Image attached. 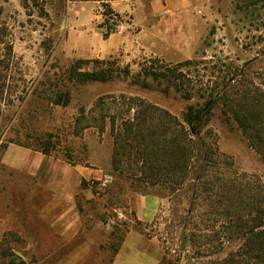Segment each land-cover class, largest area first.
Listing matches in <instances>:
<instances>
[{"label":"rangeland","instance_id":"1","mask_svg":"<svg viewBox=\"0 0 264 264\" xmlns=\"http://www.w3.org/2000/svg\"><path fill=\"white\" fill-rule=\"evenodd\" d=\"M102 1L0 0V229L5 230L0 239V264H110L122 236L132 227L160 242L161 262L221 263L240 244L225 241L220 246L219 238L225 234L217 211L225 205L215 204L207 217L201 216L206 207L202 210L195 205L189 216L192 174L172 193L114 173L109 115L125 113L136 100L166 110L183 122L189 106L204 105L212 88L219 90L225 83L231 84L232 91H264V0H202L200 11L207 25L201 47L193 59L180 63L149 56L127 62L118 54L99 58L113 54L122 38L113 32L105 36V27L98 26L101 16L97 10L104 25L131 22L112 14ZM142 18L136 20L147 39L145 45L164 54L167 49L162 44L150 41L157 32ZM95 57L81 64L80 71H112V81L78 83L70 79L69 72L78 60ZM67 93L69 103L57 105ZM108 97L117 102L112 104V99L95 108L100 99ZM210 116L204 140L221 161L210 170L209 190L220 194L217 197L225 196L228 184L222 180L231 178L240 185L243 179L236 174L246 175L247 184L264 185V159L250 147L236 122L227 121L219 107ZM14 150L40 153L48 163L46 159L51 158L60 173L64 165H82L108 173L114 181L101 188L92 178L82 180L75 196L78 228L62 234L63 223L55 228L44 216L50 213L46 211L51 196L50 164H42V186L25 190L16 165L19 153H10ZM223 159L233 168L225 167ZM30 193L37 194V202H25ZM148 194L165 199V205L158 221L143 225L136 220L135 202L138 195ZM221 197L214 199L221 202ZM185 227L188 236L195 237L183 245ZM206 241L209 244L203 247Z\"/></svg>","mask_w":264,"mask_h":264},{"label":"trees","instance_id":"2","mask_svg":"<svg viewBox=\"0 0 264 264\" xmlns=\"http://www.w3.org/2000/svg\"><path fill=\"white\" fill-rule=\"evenodd\" d=\"M106 25L109 29L110 24ZM106 25L103 24V27L106 28ZM109 34L111 32L108 31L105 36ZM88 62L90 60H78L72 66L69 72L72 81L106 83L113 80L112 71L81 72L79 66ZM148 74L145 71L144 75ZM62 96H65L64 99ZM112 99V104L117 102L111 97L102 98L95 108L104 107ZM69 101L70 95L67 93L61 95L56 104L66 105ZM216 107L220 108L227 121L236 122L250 147L264 159V91L258 88L255 92L240 88L232 91L231 84L225 83L219 90L212 88L204 105L189 106L183 122L166 110L136 100H132L125 113L109 115L113 139L112 170L172 193L192 174L194 183L191 207L187 211L189 216L194 213L195 205L202 210L206 207L204 214H201L205 217L210 215L208 209L213 210L215 204L225 205V208L221 209L220 206V211H217L218 221L223 223L221 229L222 234H225L224 239L217 234L214 237L219 238L220 246L225 241L240 243L218 264H264V185L247 184L248 177L241 174H236L244 180L240 185L231 178L222 180L228 184L223 190L226 197L220 196L222 204L214 199L220 198L217 197L220 194L215 196L208 187L210 170L219 166L221 159L206 144L203 131ZM222 164L233 168V164L224 159ZM187 231L186 227L183 228V245L195 237L188 236ZM207 241L203 247L208 246ZM160 264L167 263L163 259Z\"/></svg>","mask_w":264,"mask_h":264},{"label":"crops","instance_id":"3","mask_svg":"<svg viewBox=\"0 0 264 264\" xmlns=\"http://www.w3.org/2000/svg\"><path fill=\"white\" fill-rule=\"evenodd\" d=\"M102 2L106 4L112 14L122 17L123 20L129 18L131 22H125L124 25L127 26L125 34L113 33V35L122 38L115 52L108 56H99V58L118 54L127 62L136 60L139 56H149L172 63H180L190 61L198 54L207 25L200 11L202 0H103ZM96 13L101 16L98 26L103 27L100 10L98 9ZM136 17H143L148 28L157 32L150 41L162 44L164 49H167L164 54L158 55L156 51L147 48L145 45L147 39L142 37V28ZM89 59H96V57L80 60ZM24 151V153L15 150L10 152L13 156L16 152L19 153L16 165L19 167L22 178L24 177L21 184L25 185V190L35 188L36 191L43 184L42 177H40L42 164L44 162H47V165L50 164L49 191L51 196L46 207V211L50 213H45L44 216L50 218L55 228L63 223L66 229L61 232L62 234L72 233L71 228H78L75 220L79 217V211L75 196L81 187L82 180H89L100 170L82 165L74 167L64 165L63 171L60 173L58 163H53L51 158L46 159L49 160L48 163V161H44V157L40 153ZM61 191H65L66 194ZM26 196L27 194L25 202L33 203L34 199L36 201L37 194L30 193L27 196L30 199H27ZM164 205L165 199L158 196L138 195L135 202L137 222L146 225L158 221V216L163 212ZM38 208L42 207L38 205ZM4 233L5 230L1 228L0 239ZM160 257V242L155 237L147 236L139 228L132 227L120 242L110 264H160Z\"/></svg>","mask_w":264,"mask_h":264},{"label":"built area","instance_id":"4","mask_svg":"<svg viewBox=\"0 0 264 264\" xmlns=\"http://www.w3.org/2000/svg\"><path fill=\"white\" fill-rule=\"evenodd\" d=\"M167 14V13H166ZM109 29L107 28L108 26L106 25V30L107 32H113V33H118L119 35L125 34L127 30V26H125L122 22L119 21H111ZM92 180L94 182H97L99 187L105 188L108 187L110 184L113 183L114 178L112 175L105 173L103 171H100L97 175H94L92 177Z\"/></svg>","mask_w":264,"mask_h":264}]
</instances>
